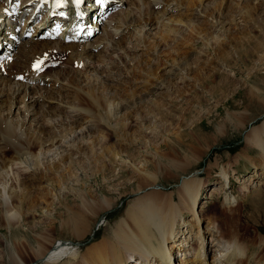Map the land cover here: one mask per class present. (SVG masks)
I'll return each instance as SVG.
<instances>
[{"label":"bare ground","instance_id":"obj_1","mask_svg":"<svg viewBox=\"0 0 264 264\" xmlns=\"http://www.w3.org/2000/svg\"><path fill=\"white\" fill-rule=\"evenodd\" d=\"M232 1L229 5L227 0H223L221 3L217 0H208V2L206 0H99V2L97 0H0V142L3 143L4 148H11L14 151V155L10 160H0V170L5 171L8 175L7 181L2 180V183H0L2 204V208L0 207V221H4L9 228L18 231L19 226L27 221L29 217L34 216L35 211H37L34 210L38 202L36 199L41 200L42 208L40 207L39 210L46 214L51 212L50 206L53 202L59 201L64 208L66 218L58 223V229L61 232H69L75 240L82 241L89 234L92 224L99 220L100 214L112 209L117 198V196L116 198L112 196L110 190L98 196L94 192L71 186L68 192L74 197L76 207L64 203L60 193L57 192L64 186L62 187L61 181L50 176V171L53 170L63 174L66 168L73 166L74 161L72 159H70L71 162L69 161L68 166L63 164L62 171L59 170V167L54 166L48 168L40 176L42 180L39 182V187L43 190V193L38 198L31 191V187L28 184L26 185V181L16 183L9 174L8 169L10 167H13L14 172L33 170L34 166L38 165V160L43 158V155L39 153L33 155L30 149L37 146L42 148L46 143L53 145L58 137L61 139L55 150L60 149L61 152H65L71 144L63 141L62 138L66 134L65 131L73 130L74 123L79 119H82L83 123H87L84 127H80L77 133L82 141L84 140L83 133L95 128V126L97 128V125L116 130L114 133H120L121 136L119 134L118 136L121 137V140L123 139V142L127 140H125V132H123L129 124L128 115L130 111H128V106L126 108L127 104L125 105L123 102L122 104L125 106L120 107V110L117 106L116 109L122 114V119H118V123L115 122L114 126H109L108 121H104V118L98 113L95 115H92L93 112L89 114V110L78 107V105L69 104L70 102L63 99L64 95H61L60 92L67 93L69 85L61 80L59 73H50L52 70L39 74V68L46 64L45 60L54 55L66 54L69 55L71 64L77 61L81 65V67H75L73 71L83 72L82 70L92 67L95 63L90 57L96 58L95 61L103 62L105 57L112 56L113 51L121 55L126 52L125 50L130 49L133 52L139 51V57H146L147 63L155 59L154 56H156L160 68L161 65L169 62L172 65L176 64V57H179L182 52L180 46L189 48L193 39L202 40L204 38L205 51L209 53L211 52L210 49H213V59L221 61L226 68H235L236 66L245 68L251 64L255 53L263 49L264 40L261 39L262 37L244 35V31L241 32L243 34L241 36H238L239 34L237 37L233 36L230 29L224 27L225 19H222L224 15H222L223 10L221 11V9L227 6L229 9L242 10V13L244 10L245 14L243 13L242 18L257 25L260 22L254 19L253 16L255 9L261 5L262 1L258 0L256 7L252 6L251 0ZM173 11H176L177 14L171 15ZM26 12L28 13L26 14ZM142 16H144L143 22H140ZM200 17H208L210 22L205 20L206 23H202L203 19V21L198 22V19H201ZM213 19H215V22ZM217 27L225 29L221 34L217 33L214 36L210 31H212L211 28L215 30ZM155 30V34L151 35L150 32ZM236 30L240 33L241 29L238 30L237 28ZM124 32L129 34L125 46L121 44ZM224 32H227L226 35ZM183 34H187V37ZM91 38L93 40H90ZM174 38L177 39L175 41L179 44L177 49H173L175 53L166 51L159 54L156 41L160 43L159 40L161 41V39L165 41V39L172 40ZM208 38L214 40L211 44L214 46L213 48L208 46L207 41L210 40ZM228 46L232 49H229ZM185 47L184 49H186ZM38 62L40 67L34 69L33 65ZM199 63L200 66L196 70L208 71V73H205L204 78H200L197 74L193 75L192 81L197 82V88L192 86L189 89L190 91L192 89L191 93L196 96L198 90L207 89L206 92L214 97L213 94L230 90L229 88L234 81L231 77L227 75L224 77L215 65L210 64L211 62ZM136 65L135 63L130 66L133 71L135 69L137 71L139 64ZM150 69H140L138 73L141 72L142 74V71L143 73L147 71L146 76L152 75V80H156L154 77L156 74L152 73ZM176 69L178 68L176 67ZM213 70L217 71V77L220 80L216 84L213 83L212 76L210 77V73H215ZM172 71L171 74L175 75V70ZM247 75L249 76V73ZM186 79L189 81L187 73L182 74L180 82L185 83L187 82ZM143 85L147 89V87H154V82L147 80ZM161 88H164V82L160 83L158 81L155 89ZM47 89H55L56 91L58 100L55 102V107L49 106V102L54 100L43 95ZM123 90L125 91V89ZM176 92L179 97H186L184 89L176 87ZM129 95L127 94V96ZM88 97L91 98H89L90 100L94 99L90 95ZM255 97L259 96L255 95ZM98 100L95 99V108L100 110L102 104L100 105ZM109 101H105V107L112 104ZM92 102L94 103V101ZM135 102L134 104L137 103ZM139 102L141 105H147V115L154 116L155 112L159 114V112L167 109L165 107L166 99L160 100L159 98L158 100L149 101L141 98L138 104ZM5 103H8L9 110L6 114H2V106ZM14 109L17 110L15 121L11 119ZM105 109L107 111V108ZM262 109H264V96L260 105V110ZM62 112L64 115L60 114ZM108 112H106L107 115L111 111ZM165 113L167 114V112ZM50 115L55 117L48 118ZM20 116H22L21 123H19ZM130 116L132 119L131 114ZM31 117L33 119L28 122ZM249 117V115L242 117L236 113H228L224 122L217 125L216 129L213 128L215 137L218 139L226 125L236 130L245 129V125L249 121L243 120ZM29 123L30 126L38 127V136H30L25 133L26 127L24 125ZM50 124L55 134L45 141L43 139L45 131H42V128L44 126L48 128ZM188 131L193 137H191V144L187 145L185 152H179L169 147L167 148L169 153L167 155H164V153L163 157L158 151L155 154L152 152L157 161L152 164L149 163V165H147V161L146 165L144 163L138 165L125 160L122 155L124 150L118 148L120 145L97 148L98 144L95 140L85 141L84 145L88 144L85 151L92 153L94 158L92 163L96 168L95 175H106L109 165L116 164V161H119L121 165L128 163L126 166H128L129 172L131 171L129 173L131 174L130 180L133 179V181L131 184L129 179L124 181L125 186L116 190L118 195H121L129 189L130 194H133V199L128 202L122 218L114 223L109 235L102 239H95L82 253L75 250L76 248L72 246V242H56L52 239V235L48 233V230L53 231L56 228L55 224L49 223L47 225L49 229L42 228L34 231L35 233L32 235V238H35L33 242L34 249L32 248L33 239L31 238V241L25 239L27 246L34 252V260L30 264H176V259L178 260L177 264H246V258L251 259L252 255L248 256V246L239 238L238 234L223 230L212 218H209L208 221H201V212L196 210L200 204L204 185L200 177H197V173L186 176L188 173L187 162L191 159L194 161L198 154L199 156L193 162V164H196L199 157L204 154L196 145L197 140L195 138L205 141L210 136L203 134L196 128ZM138 132L141 134L142 131L134 130L133 135L140 137L136 134ZM180 133L179 136H181ZM181 134L183 135V133ZM244 139L252 146L259 148V158L253 159L248 156L249 153L244 158L254 169L260 172L261 177L264 175V121L259 127L256 126L246 130ZM101 141L99 142L101 143ZM208 149H206V152L209 151ZM143 153L146 154L147 152ZM177 156L183 157L180 159ZM100 157L103 158L102 161H100ZM23 158L27 161L21 162ZM122 169L121 167L120 172ZM1 173L2 171H0ZM7 175L5 174V176ZM180 175H182V178L176 190L171 191L169 189L167 191L165 187L158 188L160 181L175 180ZM5 176L2 174V179L6 178ZM88 178L92 179L91 176ZM218 179L222 184L224 183L222 189L224 204H231L232 198L235 196L232 192L233 188L228 184L230 183L228 169L221 167ZM107 184H110V180ZM251 184H245L242 187L243 196L249 197L252 194ZM262 194L261 196L264 198ZM46 196H49L52 202H47ZM237 198L234 199L238 201ZM187 217H190L191 221L186 220ZM263 243L264 240L260 242L258 247H264ZM46 244H49L50 248L46 247ZM12 257L11 264H25L23 260L18 259L15 255L12 254ZM210 258H212L211 262ZM258 262L264 264V260Z\"/></svg>","mask_w":264,"mask_h":264},{"label":"rangeland","instance_id":"obj_2","mask_svg":"<svg viewBox=\"0 0 264 264\" xmlns=\"http://www.w3.org/2000/svg\"><path fill=\"white\" fill-rule=\"evenodd\" d=\"M217 1H220L219 3H221L223 0ZM259 1H262V3L259 7H257L258 9H255L253 18L259 21L260 24L256 25L255 23H252L247 19L245 20H247L248 22L245 21L242 18L245 14L244 10L243 14L242 10H235L236 8L229 9L226 6L221 9V11L223 10L222 15H224L222 16V19H225L224 27L230 29V33H232L235 37H237L238 34V36L243 35L241 34V32L244 31V35H251L259 38L262 37L261 39L264 40V0ZM259 1L251 0L250 2L253 7H256ZM206 2H208V0H206ZM232 2V0H227V4L229 5ZM176 11H173L171 15H174V13L176 15ZM27 13L28 12H26V14ZM143 18L144 16H142L140 19L141 21H139L143 22ZM198 20V22L203 21L202 23H204L205 20H208L210 22V18L208 17H203ZM213 20L215 22V19ZM235 27L236 29L238 28V30L241 29L240 33L235 29ZM225 28L217 27L215 30L211 28L212 31L210 32H212V35L215 36L217 33L221 34ZM126 32L122 34L123 36L121 44L123 46H125L129 36V34ZM155 32L156 30L151 31L150 34L153 35L155 34ZM225 33L227 32H224V34ZM183 36L187 37V34H183ZM208 39H210L208 40L209 42L207 40L205 41H207L209 47L212 46L213 48L214 46L211 44L214 40L211 38ZM90 40H93V38H91ZM168 40L169 39H165V41H163L161 39L162 43L160 40V43L156 41L159 54L166 51H173L175 53L174 50L179 47V44L176 43L177 41H175L177 40L176 38L169 41ZM192 41V45L189 48L184 46L186 48L184 49V47L180 46V48H182V52L180 51L181 55L179 57H176L175 65L177 66H175L174 64L172 65L171 62H169L167 64L161 65L159 68L160 64L157 61L156 56H154L155 59L148 61V64L147 59H145L146 57H139V51L133 52L130 49L125 50L126 52L121 55L114 51L111 57L106 58L104 55L105 58L103 62L95 61L96 58L90 57V59H92L95 63L92 67L82 70L83 72L73 71L75 67H81V65H79L77 61H75L74 64L73 62L71 64V62L69 61V55L66 54L54 55L53 57H49V59L45 60V67H40L42 70L39 68V74L43 72L45 73L48 70H52V72L50 73H59L61 80L69 85V91L67 93L60 92L61 95H64L63 99L70 102L69 104L75 106L78 105V107L89 110V114H91L92 112V115L98 113L101 117L104 118V121H108L109 126H114L115 122L118 123V119H122V114L119 112V110L120 107L123 106V102L125 105L127 104L126 108L128 106V111H130L128 115L129 124L123 131L125 132V140H127L126 142H123V139L121 140V137L118 136V134L120 136L121 134L114 133L116 132V130H111L107 126L97 125V128L95 126V128L83 133L84 140L82 141V138H80L77 133L79 132L80 127H84L87 123H83L82 119H79L80 121L78 120L77 122H75L76 124L73 122V126H75L73 130H69V132L68 130L65 131L66 134L62 138L63 141H67L68 144H71L65 152H61L60 149L55 150L61 139L58 137L54 141L53 145H50V143H46L42 148L40 146H37L30 149V152L33 155L38 153L40 155H43V158H40L38 160V165L34 166L36 170H34L35 168L33 170L28 169L23 172L21 170H18L15 171V173L13 167H10L12 165H10V168L8 169L10 171L9 174L16 183H23L26 181V185L28 184L29 187H31V191L36 196V198H38L43 193V190L39 187V182L42 180V177L40 176L48 168H52L54 166L59 167V170L62 171V167H64L65 164H67L66 166H68V163L71 162L70 159H72L74 161L73 166L70 167L71 169L66 168L65 171H63V174H60L59 172L57 173L53 170L50 171V176L61 181L62 187L64 186V188H61V190L57 191L58 194L60 193V196L62 197L64 203L69 204L72 207H76L74 197L71 193L68 192L70 191L71 186H77V188H82L90 192H94V194H98V196L101 195V193H105L110 190L112 196H115L114 198H116L117 196V198L115 199L112 209L104 211V213L100 214L99 220H97L96 223H93L94 225L92 224L89 234L82 241L75 240L73 237H71L69 232H61L58 229V223L62 222L66 218L64 208L60 205L59 201H54L52 206H50L51 212L46 214L42 212V210H39L42 208V205L40 204L41 200L36 199V201L38 200V202L36 203L37 206L34 207V210L37 211H35L34 216L29 217L27 221H24L19 226L18 231L16 229L9 228L4 221H0V264H11L10 260L13 259L12 254L15 255V257H17L18 259L23 260L25 264L32 263V261L34 260V252L27 246L25 239L30 240L33 237L32 235H34L35 233L34 231H38L42 228H48L47 225L49 223L55 224L56 226L53 231L48 228V233L52 235V239H54L56 242H72V246L76 248L75 250L82 253L85 248L95 239H102L104 237H107L114 223L122 218L128 202L133 199V194H130L128 189L124 191V194L118 195V191L116 189L123 188L125 186L124 181H128V179L130 180L131 178V174H129L131 173V171L129 172V169L127 168L128 166H126L128 165V163H126L125 165H121L119 161H116V164H108L109 170L106 175H95L96 168L94 166V163H92V160L94 158L92 153L87 152V150L85 151V149L88 147L87 143L86 146L84 145L85 141L95 140V142H97L98 144L97 145L95 143L97 145V148L101 146L114 147L120 145L118 148H122L124 150L122 155L124 156L123 158L125 160L131 161L138 165L143 163L146 165L147 161V165H149V163L152 164L154 163V161H157L156 157L154 156L155 152L158 151L159 154L161 153L163 157L164 155H167L169 153V149H167L168 147L174 150H178L179 152H185L187 145L191 144V137H193L188 133L190 132L188 130H192L195 128L199 129L203 134L210 136L209 139L205 141L194 137L197 140V142H195L196 145L204 152V154L199 157L196 164H193V162L199 156L198 154L194 161H192L193 159H191L187 162L188 173L186 174V176L192 173H197V177H200L204 185L202 188L200 204L198 205V208H196L198 212H201V221H208L209 218H212V220L215 221L223 230L225 229L229 232L237 233L239 238L243 240L248 246V256L252 255L251 259L246 258V264H259L260 262L258 261L264 260V247H258L260 242L264 240V198H262L261 196V194L264 192V175L260 177V172L254 169L249 164L247 159L244 158V156L248 155V153V156L252 157L253 159L259 158V148L252 146V144L249 142H246L244 139V135L246 134V130H250V128L256 126L259 127V125L264 121V109L260 110L261 99L264 96V44L262 47L263 49L255 53V56L252 57L251 64H249L245 68H238L237 66L235 68H226L221 61L213 59V49H210L211 52L209 53L205 51L206 48L203 46L204 38L202 40L195 38ZM228 48L230 49L231 47L228 46ZM205 61H208L209 63L211 62V65H215L217 67L216 69L220 70L219 73H223L224 77L225 75H227L234 80L233 85L229 88L230 90L223 93L213 94L212 96L214 97H211V94H209V92H206L207 89L202 91L198 90L196 92L197 97L193 93H191L192 89L191 91L189 89L192 88V86H196L197 88V82L192 81L193 75L197 74L200 78H204L205 73H208V71L196 70L197 67L200 66L199 62ZM135 63L137 65L139 64L137 71L136 69L135 71H133L132 67H130ZM176 67L178 69H176ZM140 69H150L152 73L156 74L154 75L156 80H152V75H148L149 77L146 76V73H148L147 71L144 73L142 71V74L141 72L138 73ZM171 69L175 70V75L171 74L173 72ZM213 71L215 73H210V77L212 76V79H214L213 83L216 84L220 80L217 77V71ZM186 73L189 77V81L186 79L187 82H180L182 74L184 75ZM247 73H249V76L247 75ZM147 80L154 82V87L151 86L149 88L147 87L146 89V86L143 84ZM158 81L160 83L162 81L164 82V88L155 89ZM176 87L184 89V95L187 98L179 97L176 92ZM123 89H125L126 92ZM44 92L45 93L43 95L54 100L53 102H49V106L55 107V102L58 100L55 89H47ZM127 94L130 97L127 96ZM88 95L92 96V98L94 97V99L90 100L91 98L88 97ZM255 95L259 97H255ZM133 96L135 97L134 99L132 98ZM140 97L149 101L158 100L159 98L160 100L166 99L165 107L167 109H165L168 111L163 110L162 112H159V114H157L158 112H155L156 114L154 116L150 114L147 115V105H141L140 102L138 104V101H141ZM95 99H99L98 101L100 105L102 104L100 110L95 108ZM108 100H110L109 102H112V104H110L109 107H105L104 103ZM92 101H94V103ZM134 102L136 104H134ZM128 104L130 105V107ZM117 106L119 110L116 109ZM131 106H134L135 108ZM105 108H107V111ZM108 108L111 112L108 110ZM8 110V103L3 104L2 114H6ZM106 112H108L109 115H107ZM165 112H167V114ZM16 113L17 110L14 109V112H12L11 116V119H13L14 121L16 120ZM228 113H236L238 115H241L242 117H246L249 115V118L243 120L249 121V123L245 125L246 127L243 130H236L231 126L226 125V128L222 131V134L217 139L215 137L214 129H216L217 125L224 122L225 117ZM60 114L64 115L63 112ZM130 114L132 115V119ZM164 115L166 116L164 117ZM167 116L168 118H166ZM54 117V115H50V117L48 118L52 119ZM19 119V123H21L22 116H20ZM31 119L33 118H29L28 122ZM50 125L48 126V128H45V126L44 128H42V131H45L43 136V139L45 141H47L51 136H54L55 134V131L51 129L52 125L51 127ZM24 127H26L25 133L27 135L38 136V127L30 126V123L25 124ZM134 130L142 131L141 134L139 132L136 133L138 134V136L140 135V137L133 135ZM180 132L183 133V135ZM179 133L181 136H179ZM126 134L128 135L126 136ZM100 140H102L101 143L99 142ZM2 145L3 143L0 142V160H10V158L14 155V151L11 148H4V145ZM205 147H207L206 149L209 148L208 152H206ZM143 152L147 153L145 154ZM152 152H154V154ZM177 157H180L181 159L183 156ZM102 159L103 158L100 157V161H102ZM25 160L26 159L23 158L21 162ZM121 167L123 169L120 172ZM221 167L228 169L230 177V183L228 184H230V186L233 188L232 192L235 196L234 198L238 197V201L232 198L231 204L228 205L224 204V195L222 194L224 183L222 184L218 179V173ZM0 171H2V173L0 174V183H2V180L4 182L7 181V173L3 170ZM2 174L3 176H5L6 174V178L2 179ZM90 176L92 179L88 178ZM94 176L95 178H93ZM117 178L119 179L118 181ZM177 178L175 180L167 179L166 181H160L158 183V188L165 187L167 188V191L169 189L171 191L176 190L177 185L180 184L182 175ZM109 180L110 184H107ZM132 181L133 179H131L129 183L131 184ZM250 183H252V186L250 188L252 194L249 197L243 196L242 187L245 184L250 185ZM228 184L226 185L227 187L229 186ZM262 195H264V193ZM45 198L48 199L47 202H52V199H49V196H46ZM0 207L2 208L1 198ZM186 220L191 221L190 217H187ZM35 227L36 229H34ZM32 239L33 248V242L35 238ZM46 247L50 248L49 244H46ZM211 261L212 258H210V262ZM177 262L178 260L176 259L175 263L177 264Z\"/></svg>","mask_w":264,"mask_h":264},{"label":"snow or ice","instance_id":"obj_3","mask_svg":"<svg viewBox=\"0 0 264 264\" xmlns=\"http://www.w3.org/2000/svg\"><path fill=\"white\" fill-rule=\"evenodd\" d=\"M97 2H99V0H97ZM33 67H34L35 69H38V68L40 67V63L38 62L37 64L33 65Z\"/></svg>","mask_w":264,"mask_h":264}]
</instances>
